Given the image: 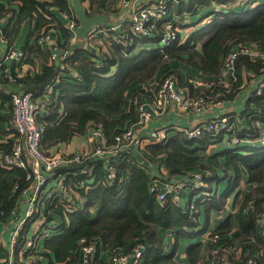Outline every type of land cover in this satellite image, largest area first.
Listing matches in <instances>:
<instances>
[{"label":"trees","instance_id":"obj_1","mask_svg":"<svg viewBox=\"0 0 264 264\" xmlns=\"http://www.w3.org/2000/svg\"><path fill=\"white\" fill-rule=\"evenodd\" d=\"M237 1L178 0L170 3V6L172 13L181 17L182 12L193 14L196 9L212 3L217 6H231ZM258 1L250 9H245L246 5H239L236 8L212 11L208 14L212 15L209 22L183 44L175 41L161 49L144 47L147 44H156L164 34L161 24L166 20H159L157 32L151 38H135L128 32L130 45L127 48L116 43L103 51H100L101 46L97 43L87 52L74 48L68 59L71 66L58 76L56 64L49 63V50L39 46L37 38L41 33L54 30L60 45H66L69 32L63 27L60 14L66 13L76 19L70 0H0V22L7 13L11 14L4 28V35L10 44L14 43L26 24L29 26L25 42L20 47L25 55L22 63L28 67L9 86L12 92H31L32 98L36 100L48 85L54 84L52 102L36 119L41 128V146L44 151L67 143L74 136L85 135L90 126L101 128L108 144H111L114 136L136 118L133 98L138 95H152L150 91L138 89V86L154 80L164 64L182 63L206 77L215 78L221 74L227 55L238 44H254L264 48V0ZM117 2L118 0H82V6L89 16L106 14L113 21L119 14ZM199 15L200 13L197 14ZM38 60L41 62L39 70L36 69ZM17 66L16 63L9 66L13 76L17 74ZM234 67V78L231 79L228 90L220 94L222 101L233 97L243 83L250 85L253 79L264 77V60H252L248 56L239 55ZM72 70L79 73L78 78L69 74ZM169 74L176 76L181 86L191 88L184 80L185 76L178 71H170L160 78ZM1 82L7 83V77L1 75ZM227 115L233 122L235 135L245 141L231 144L232 148L218 153V156L224 158L226 166L232 169L231 176L227 171L220 176L213 167L218 162V156L210 158L211 166L204 164L201 161L203 156L199 154L204 153L212 142L224 140L223 133L211 136L205 132L199 137L191 138L185 131L170 129L165 141L145 144L142 150L132 149L127 158H118L119 163L115 165L116 176L112 183L100 184L87 193L79 190L87 197L79 211L68 213L61 211V206L50 204L44 210L48 219H59L61 224L57 230H52L51 236L40 241L41 249L31 254L48 258V264H72L79 256L78 252L73 251L78 239L86 237L88 240L94 239L96 244V263L99 262L100 248L109 251L110 248L118 246L122 252H129L136 242H142L146 249L141 264H176L179 238L185 235L187 229L201 226L198 215L202 209L205 213L204 223L199 230L188 235L192 237L206 231V221L209 220L211 211H221L228 197L240 184L243 175H246L251 188L239 205V213L251 205L248 221L249 229L254 233L257 218L264 206V145L257 141L264 126V80L260 94L252 91L243 108ZM11 123V96L0 88V135L3 132L8 135L15 133L10 128ZM4 125L7 130L2 132ZM225 141L230 143L231 139L227 137ZM14 142V137L0 142V154L10 152ZM90 163L101 178L104 170L102 171L100 164L97 161ZM147 163L160 164L164 172L159 170L157 175H151L145 171ZM77 165L79 166L71 165L68 170H62L77 173L78 168L83 166ZM195 171L202 174V185L199 188L186 189L190 192V200L185 206L179 205V199L169 194L164 200H158L157 193L149 190L153 179L160 182L179 180ZM25 173L21 168H5L0 158V225L7 223L11 217V209L22 199L21 190L28 184ZM72 173L67 174L70 185L83 178ZM223 180H227V187L222 193L210 191L212 184L217 185ZM14 184L18 185L16 190L13 188ZM204 184L207 187L205 190ZM200 191L203 193L195 197ZM237 199L238 193H235L234 202ZM90 207L96 210L93 218ZM240 217L243 230L232 239L225 236L232 228L231 215L212 231L206 258L201 256L199 242L189 246L187 256L191 264H219L226 254L232 263L239 261V258H234L231 247L244 234L245 224ZM156 227L174 231L170 251L165 250L164 240L157 236ZM213 234L218 235L217 240H212ZM24 237L25 231L14 250L16 264H23L19 253ZM248 247L253 248L255 254L247 257L242 255L240 259L264 264V240L257 237L254 244H249ZM212 249H217L214 255L211 254ZM28 253L30 252H23L24 256ZM69 256L72 257L71 262H68ZM40 261L37 257L34 264Z\"/></svg>","mask_w":264,"mask_h":264},{"label":"built area","instance_id":"obj_2","mask_svg":"<svg viewBox=\"0 0 264 264\" xmlns=\"http://www.w3.org/2000/svg\"><path fill=\"white\" fill-rule=\"evenodd\" d=\"M177 1L151 0L150 3L142 4L139 0H118L116 8L119 14L115 20L109 23L94 24L84 38H80L76 33L78 21L73 16L62 13L60 16L63 20V27L69 32L66 45H60L57 35L56 37L51 36L54 30H49L45 34L41 33L37 38V44L49 50V63L56 64L58 76L71 66L68 59L75 50L74 48L87 52L94 46V43L101 46L100 51L108 48L112 43L127 48L130 45L128 32L135 38H151L157 32V21L159 20H166L161 24L164 34L156 44H147L144 47L152 46V48L161 49L175 41L177 44H183L190 39L193 33L200 30L201 26L209 22L212 15L204 16L189 25L183 24L189 14L182 12L181 17H176L172 13L170 3ZM70 3L72 5V0ZM258 3V0H238L236 2L238 6L246 5L245 9L253 8ZM217 7L213 11L230 6ZM10 16L11 14L7 13L1 21L7 22ZM239 55L248 56L252 60H264V48L254 44H238L225 58L222 72L217 77L212 79L186 77L184 80L191 85V88L181 86L173 74L151 80L144 85L140 84L138 89L150 91L152 95H138L133 98L135 120L117 133L111 144H108L101 128L90 126L86 133V140L80 148L74 150L69 148V142L48 151H44L41 146V128L37 125L36 119L52 102L53 83L44 89L41 100H34L32 93L28 91L5 90L11 96L12 123L10 128L15 131L14 134H9L6 140L14 137L15 142L12 150L0 154V158L7 169L15 167L25 170V179L28 184L21 190L22 199L19 204L11 209L9 213L11 217L7 223L2 224L7 231L9 244V256L2 260V264H16L14 250L24 231L25 237L19 259L23 264H34L37 257L41 259V256L31 254V252L36 253L39 249V242L51 236L56 223L55 219L52 221L48 219L44 210L53 204L61 206V211L68 213L79 211L87 200V197L81 194V190L87 193L100 184L112 183L116 176L115 165L119 163L118 158H127L132 149L142 150L145 144L165 141L170 129L185 131L191 138L199 137L206 132L211 136L223 133L225 139L227 137L231 139L230 144L244 141L235 135L233 122L227 114L216 115L206 123L198 124L191 129L179 126H151L157 118L168 112V108L178 116L198 113L221 103L220 94L228 90L229 83L234 78V64ZM24 57L21 48L16 47L14 43L10 44L4 35V29L0 28V74L7 77L8 83H14L16 77L25 72V64L22 63ZM13 63L18 64L15 76L10 73L9 69ZM36 69L39 70L38 67ZM69 74L73 78L79 77L76 70L70 71ZM263 80L264 77L253 79L255 82L253 92L257 95L261 92ZM146 128L148 132L144 136L140 131ZM257 141L260 145H264V126ZM93 161H97L102 171L104 170L101 178L98 177L96 169H93V164L90 163ZM77 164L83 165L78 168L77 173L62 170L64 168L68 170L71 165L79 166ZM68 173L81 175L83 178L75 180L70 185L71 183L67 182ZM201 185L202 174L194 172L179 180L160 182L153 179L149 190L151 193H157L158 200H164L168 194L178 197L182 191L193 187L199 188ZM13 188L16 190L18 185L14 184ZM257 221L262 223L264 232V206ZM217 239L218 235L213 234L212 240ZM145 249L146 246L142 242H136L129 252H122L120 247L114 246L109 249L108 259H99L96 263L94 239L88 240L86 237H81L73 250L78 252L79 256L72 264H141ZM24 251L30 253L24 256ZM215 252L217 249H212L211 254L214 255ZM71 260L72 257L69 256L68 262ZM219 264H232V261L226 254Z\"/></svg>","mask_w":264,"mask_h":264},{"label":"crops","instance_id":"obj_3","mask_svg":"<svg viewBox=\"0 0 264 264\" xmlns=\"http://www.w3.org/2000/svg\"><path fill=\"white\" fill-rule=\"evenodd\" d=\"M140 1V0H139ZM151 0H145L144 3H150ZM214 5L215 8H218L217 5L214 3L206 6V7H201L195 10L193 13L194 16H197L198 13L200 15L198 16L197 19H194L196 22L198 19H201L203 16H207L209 13L212 12L215 8H212ZM238 5L236 3L232 4L230 7L236 8ZM189 14L190 19H192V15ZM211 15V14H210ZM192 21V20H189ZM7 25V22L1 21L0 22V28L4 29ZM29 31V26L24 27L22 31L19 33L17 39L14 41V45L16 47H22L25 38L27 36V32ZM52 37H56V32L52 33ZM40 61L38 60V69L40 66ZM27 65H25L24 70L27 69ZM170 71H178L180 74L183 76L188 77V76H194L197 78H202V79H212L211 77H206L199 72L195 71L194 69L190 67L184 66L182 63L178 62H169L164 64L160 71L158 72V75L155 79L160 78L162 75L170 72ZM1 76V74H0ZM154 79V80H155ZM255 86V82L252 80L250 85L243 83V85L239 88V90L236 92V94L233 95L230 99L226 100H221V103H219L217 106H210L207 109L198 112V113H190V114H182V115H176L174 114L170 108L168 112L157 118L151 126L153 127H163V126H179L183 128H189V127H194L198 124H204L206 123L210 118L216 116V115H222V114H229L231 112L239 111L241 108L244 107L246 104L249 96L251 95L253 91V87ZM0 88L1 90H9L11 91V87L9 86V83H0ZM43 97H39L38 100H41ZM7 130V126L4 125L2 132ZM148 129H143L140 131L142 135H147ZM8 134H5L4 132L0 135V142L5 141L7 138ZM86 140V134L85 135H77L74 136L70 141H69V148L70 149H78L82 146L83 141ZM245 142V141H244ZM230 143L226 142L224 140H220L218 142H212L211 144L208 145L204 153H199L201 154L202 157V162L206 165H211V157L214 155L218 156L221 151L227 148H232ZM218 162L213 164V167L217 171V173L221 176L225 171L228 172V174L231 176L233 173L232 169L228 166H226L225 160L223 157L218 156ZM147 168L145 167V171L150 172L151 175L156 174L159 170L161 173L164 172V168L160 164H149L147 163ZM212 166V165H211ZM198 172V171H195ZM157 175V174H156ZM204 190L207 188L205 184L203 185ZM227 187V180H223L219 182L217 185L212 184L211 187H209L211 192L217 191L218 193H222ZM251 185L247 182V177L246 175H243L242 180L240 184L236 187V190L228 197L225 205L221 209L220 212H215L211 211L210 213V218L206 223L208 222V226L206 231L203 233H198L196 236L189 237V233L195 232L199 230L204 223L205 220V213L202 209L201 213L198 215L200 227L197 228H190L186 230L185 235L181 236L178 240V245L176 247V255H175V260L176 264H191L190 260L188 259L187 256V249L189 246L199 242L201 244V256H206V253L209 249V246L211 245V233L212 231L219 225V223L225 219L228 215L232 216V228L229 233H227L225 236L229 239H232L234 235L239 234L242 232V227L239 222V217L245 224L244 228V234L237 238L235 240L234 246L231 247L232 253L235 255L234 258L236 257L239 261H236L232 264H257L256 261L253 260H241V256L244 255L247 257V255H253L255 254V250L251 247H248L249 244H254L255 239L258 237L261 240H264V232H263V226L260 221H257L255 224V232L253 233L251 229H249V221L248 217L251 212V205H248L246 209H244L241 214L239 213V205L245 196V194L250 190ZM203 191H200L198 195L195 197H198L201 195ZM235 193H238V199L234 202V196ZM179 199V205L185 206L189 200H190V192L184 190V192L177 197ZM93 207H90V209ZM95 208L91 210V218L95 216ZM56 223L54 224V228L57 230L58 226L61 224V221L59 219H55ZM58 224V225H56ZM156 234L158 237L163 238L165 248L167 251H170L173 245V239H174V231L173 230H165L160 227H156ZM223 237V236H222ZM0 243L2 244L0 246V264H2V260L6 259L9 254H8V234L5 229L4 225H0ZM42 247V242H39V249ZM99 259L101 260H106L109 257V251L108 249L105 248H100L99 251ZM206 258V257H205ZM246 259V258H245ZM49 259L45 257H41V261L37 264H48ZM56 263V262H55Z\"/></svg>","mask_w":264,"mask_h":264},{"label":"water","instance_id":"obj_4","mask_svg":"<svg viewBox=\"0 0 264 264\" xmlns=\"http://www.w3.org/2000/svg\"><path fill=\"white\" fill-rule=\"evenodd\" d=\"M72 9L78 21L76 33L80 38H84L94 24L110 22V18L106 14L89 16L82 6V0H72Z\"/></svg>","mask_w":264,"mask_h":264},{"label":"rangeland","instance_id":"obj_5","mask_svg":"<svg viewBox=\"0 0 264 264\" xmlns=\"http://www.w3.org/2000/svg\"><path fill=\"white\" fill-rule=\"evenodd\" d=\"M140 2L142 3V4H144V2H145V0H140ZM212 8H215L214 7V5L212 6ZM213 11V10H212ZM198 18V16H194V14L192 15V19H190V17H187L186 19H185V23H183V24H187V25H189V24H191L193 21H194V19H197ZM189 20H192V21H189ZM180 21H182V20H180ZM23 24H25V23H23ZM26 27H27V24H26ZM184 191H182V193H183Z\"/></svg>","mask_w":264,"mask_h":264}]
</instances>
